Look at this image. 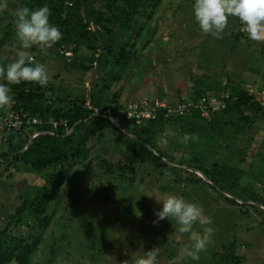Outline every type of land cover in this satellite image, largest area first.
Masks as SVG:
<instances>
[{
  "label": "rangeland",
  "instance_id": "obj_1",
  "mask_svg": "<svg viewBox=\"0 0 264 264\" xmlns=\"http://www.w3.org/2000/svg\"><path fill=\"white\" fill-rule=\"evenodd\" d=\"M20 2L7 0L8 8L0 12L1 35L8 24H14L10 29L11 37L2 51V57L8 62L17 58L18 51L28 52L30 49H22L15 36L14 13ZM193 3L194 0H161L157 15L148 25L149 34L153 32L150 40L137 39L133 50L125 49L128 55L134 56L132 66L127 69L128 76H123L119 83L112 82L101 99L107 95L110 98L117 92L118 102L125 106L130 102L137 103L138 99L174 103L189 97L194 89L193 79L208 81L212 89L218 84L223 87L227 79L243 87L264 85V42L249 39L236 17H229L228 27L221 38L203 33L194 19ZM64 4L70 6L71 2L64 0ZM101 5V0H87L79 11L84 17L90 8L102 10ZM88 29L96 31L97 27L91 23ZM98 40L103 46L111 45L102 31ZM74 48V45L60 50L35 46L33 64H44L51 77L48 85L42 87L45 103L85 98L88 106L90 94L103 84L102 78L107 80L108 76L97 63H88L91 54L84 46L78 47L76 53ZM97 54L102 56V51ZM88 66L90 69H86ZM101 102L105 103L104 100ZM244 115L249 117L247 122L238 116L232 118L230 137L227 142L222 141L213 160H230L231 157V164L242 168L257 162L256 156L263 151L264 119L252 112ZM163 133L158 144L167 150L170 162L194 172L186 165L188 157L184 160L182 154L187 147L179 146L185 133L173 127H168ZM88 145L91 148L90 159L74 167L71 178L56 193L47 211L51 215V223L29 264H48L50 257H53L52 264H123L125 260L132 264L134 255H142L153 248L159 249L158 264H171L173 259L176 264H213L214 251L231 237L238 243L236 255L241 259L239 264H264V218L251 208L255 204L264 211L260 204L253 203L251 199L245 203L238 201L249 211L247 216L242 215L237 206H227L216 199L212 191L191 188L186 184V178L179 185H172L174 178L171 175L159 176L151 167L137 161L125 163L110 142L92 141ZM239 149L245 151L246 162L236 161L233 151ZM9 150L8 144L0 145V153ZM103 161L117 165L111 167L114 173H107L101 164ZM124 165L126 168L120 174L117 167ZM10 171V176L0 178V230L10 222L23 199L33 196L43 183L40 175L28 169ZM194 173L208 182L206 177ZM125 177L133 178L132 186L128 185ZM255 188L256 192L262 193L260 183L256 182ZM166 193L197 203L213 220L209 225L214 229L212 241L205 251L199 253L196 261L180 257V250L189 242L188 234L176 231L178 225L174 219L166 218L154 224L157 220L154 212L162 208L156 198ZM245 193L242 192L243 197H246ZM220 209L223 210L221 215L217 212ZM231 209L235 211L234 217L228 214ZM33 224V218L26 216L20 228H12L10 232L26 237L30 232L28 227ZM83 227L89 228L87 235ZM194 228L201 230L199 224ZM90 232L91 237L97 236L95 245L100 248L97 255L87 246ZM65 234V250H57L51 255V248L60 245Z\"/></svg>",
  "mask_w": 264,
  "mask_h": 264
},
{
  "label": "trees",
  "instance_id": "obj_2",
  "mask_svg": "<svg viewBox=\"0 0 264 264\" xmlns=\"http://www.w3.org/2000/svg\"><path fill=\"white\" fill-rule=\"evenodd\" d=\"M86 1L70 0L71 4L67 6L64 0H21L18 6L34 9L46 4L50 8V23L57 26L62 33V39L52 47L60 50L74 45L73 52L76 53L78 47L84 46L91 54L88 63H97L108 78L107 80L102 78L103 84L90 94L88 106L85 105V98H68L64 102L58 101L54 104L45 103L42 87L35 83L21 82L8 85L14 103L10 108L0 109V115L9 111L26 115V118H40L41 123L36 125L24 123L9 133L0 131L2 138L6 139L0 145L8 144L10 148L9 152L0 153V178L8 177V174L10 176L11 169L13 171L28 169L40 175L43 183L38 186L33 196L23 199L15 209L10 222L0 230V264L30 263L42 242L44 232L51 223L52 218L47 211L52 200L61 186L71 178L72 169L90 159L91 148L88 144L92 141L112 143L116 154L123 157L125 163L137 161L151 167L159 176L171 175L174 178L171 180L172 185H179L186 178L185 182L191 188H198L203 192L212 191L216 199H220L227 206H237L242 215L247 216L249 211L246 206H240L238 201L245 203L251 199L253 203L264 207V141L261 155L256 156L257 162L247 168L232 165L231 157L230 160L223 158L213 160V155L221 148L222 141L227 142L230 137L232 118L238 116L247 122L249 117L244 113L252 112L264 119V109L247 96L240 83H233L227 79L223 87L218 84L212 89L208 81L204 83L193 79L194 89L184 100H198L209 95L211 91L214 94L228 91L236 99L229 103L225 110L214 114L208 123L203 122L197 111L180 118H164L160 114L153 120H128L123 113L126 106L118 102L117 92L110 98L107 95L101 99V96L106 89L109 90L112 82L119 83L123 76H128L127 69L132 66L134 60L131 59L134 56L128 55L125 49L133 50L137 39L150 40L153 32L149 34L148 25L157 15L161 0H101L102 10L90 8L82 17L79 8ZM91 23L97 27L96 31L88 29ZM13 25L8 24L7 30L1 31L3 36L0 33V65L10 63L2 57V51L11 37L10 29ZM101 31L111 45L103 46L99 42L98 36ZM100 50L102 56L97 54ZM28 52L29 57L34 59L35 45ZM0 83L6 81L0 80ZM102 100L105 103H102ZM141 101L138 99L137 103ZM148 101L150 103V100ZM108 116L114 118L120 128H117ZM50 120L56 122L55 128L49 124ZM168 127L199 136L198 142L190 141L187 145L179 142V146L187 147L182 151L184 160L186 156L188 157L186 165L206 177L208 182L202 181L194 172L170 162L167 150L158 144ZM233 153L238 163L246 162L245 151L239 149ZM101 164L109 174L114 173L111 167L117 166L105 161ZM125 168L126 165L117 167V170L122 174ZM180 174L182 175L179 176ZM176 177L182 179L176 180ZM124 179L132 186V177ZM256 182L262 185V193L255 191ZM243 191L246 192V197H243ZM251 208L264 218V211L257 205L252 204ZM217 212L223 214L221 209ZM233 213L234 209L228 212L231 217H234ZM26 216L34 220L33 226L28 227L30 229L28 236H17L10 232L12 228H20L22 219ZM83 230L87 235L89 228L83 227ZM91 234L92 232L88 236L87 246L92 249L94 255H97L100 250L98 244L95 245L97 236L91 237ZM63 236L61 244L51 248V255L57 250H65L63 240L67 238L66 234ZM92 242L94 243L90 245ZM237 247V241L231 237L220 249L214 251L212 263L239 264L241 259L236 255ZM171 256L174 257L172 251ZM52 258L48 259V264H52Z\"/></svg>",
  "mask_w": 264,
  "mask_h": 264
},
{
  "label": "clouds",
  "instance_id": "obj_3",
  "mask_svg": "<svg viewBox=\"0 0 264 264\" xmlns=\"http://www.w3.org/2000/svg\"><path fill=\"white\" fill-rule=\"evenodd\" d=\"M8 8L7 0H0V12ZM194 19L200 30L214 38H221V34L228 27L229 17H236L242 24V31L247 33L249 39L255 42H264V0H194L192 5ZM50 8L45 4L38 8L28 6L18 7L15 10V36L22 49L32 46L51 48L62 39L59 28L50 23ZM51 77L48 69L42 63L31 61L27 51L21 50L17 58L7 65H0V109L10 108L14 103L11 89L8 85L30 82L46 87ZM198 142L199 136L185 133L180 143ZM162 208L155 211L157 220L174 219L178 225L176 231L188 234V243L180 250L181 258H191L196 261L199 253L205 251L212 241L214 229L211 217L204 214L202 206L187 201L183 196L166 193L156 198ZM200 225L201 230L194 228ZM171 236L169 237V240ZM159 249L153 248L142 255H134L132 264H158ZM123 264H129L128 260ZM171 264H176L173 259Z\"/></svg>",
  "mask_w": 264,
  "mask_h": 264
},
{
  "label": "built area",
  "instance_id": "obj_4",
  "mask_svg": "<svg viewBox=\"0 0 264 264\" xmlns=\"http://www.w3.org/2000/svg\"><path fill=\"white\" fill-rule=\"evenodd\" d=\"M31 61H33V58ZM244 92L250 97L256 104L264 109V86L247 85L244 86ZM234 97L230 92H222L220 94H211L203 96L198 100H184L181 99L178 102L166 103L164 101H149L142 100L139 103L130 102L126 104L123 113L128 120H153L158 115H162L164 118H180L188 116L194 111L198 112L203 122H210L212 116L225 110L229 103L234 101ZM40 124L41 119L37 117L26 118V115H19L13 112H5L4 115H0V131L3 133H9L12 130H17L22 124ZM54 128L57 126L56 122L49 121ZM65 126V124H63ZM40 134V133H39ZM0 135V144L5 142L6 139Z\"/></svg>",
  "mask_w": 264,
  "mask_h": 264
},
{
  "label": "water",
  "instance_id": "obj_5",
  "mask_svg": "<svg viewBox=\"0 0 264 264\" xmlns=\"http://www.w3.org/2000/svg\"><path fill=\"white\" fill-rule=\"evenodd\" d=\"M108 118H109L112 122L115 123V126H116L117 128H120V126L118 125V123L116 122V120H115L114 118H112L111 116H108Z\"/></svg>",
  "mask_w": 264,
  "mask_h": 264
}]
</instances>
